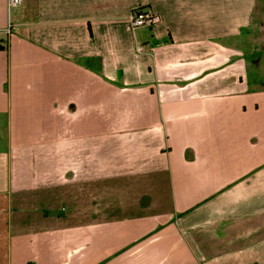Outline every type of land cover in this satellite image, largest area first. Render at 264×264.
I'll return each mask as SVG.
<instances>
[{"label": "crops", "instance_id": "obj_1", "mask_svg": "<svg viewBox=\"0 0 264 264\" xmlns=\"http://www.w3.org/2000/svg\"><path fill=\"white\" fill-rule=\"evenodd\" d=\"M263 32L264 0H0V264H264Z\"/></svg>", "mask_w": 264, "mask_h": 264}, {"label": "built area", "instance_id": "obj_2", "mask_svg": "<svg viewBox=\"0 0 264 264\" xmlns=\"http://www.w3.org/2000/svg\"><path fill=\"white\" fill-rule=\"evenodd\" d=\"M22 1L23 0H7V3L9 7H12L20 5ZM128 20L131 28L135 29L142 26L153 27L160 21V17L148 7H137L130 12ZM136 51L142 53L147 51V48L145 45L138 44L136 46Z\"/></svg>", "mask_w": 264, "mask_h": 264}, {"label": "rangeland", "instance_id": "obj_3", "mask_svg": "<svg viewBox=\"0 0 264 264\" xmlns=\"http://www.w3.org/2000/svg\"><path fill=\"white\" fill-rule=\"evenodd\" d=\"M254 30H256L255 31V35H258V34L261 35L262 34L261 31L258 28L252 29L251 32L254 33ZM263 34H264V32H263ZM259 35H258V39H260L261 36H262V35L261 36H259ZM263 51H264V49H263ZM260 52L262 53V50H260ZM262 55L260 56V58H263V60H264V54H262ZM263 64H264V61H263ZM254 70H255V68H253V67H252V69H250L251 77H256V72ZM262 81L264 83V73H263V76H262Z\"/></svg>", "mask_w": 264, "mask_h": 264}, {"label": "water", "instance_id": "obj_4", "mask_svg": "<svg viewBox=\"0 0 264 264\" xmlns=\"http://www.w3.org/2000/svg\"><path fill=\"white\" fill-rule=\"evenodd\" d=\"M0 47H2V46H0Z\"/></svg>", "mask_w": 264, "mask_h": 264}]
</instances>
